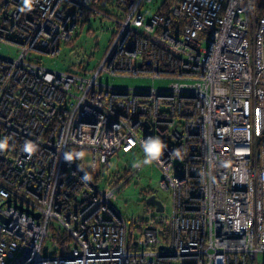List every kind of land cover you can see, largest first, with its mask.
<instances>
[{"label": "built area", "instance_id": "2783aa9c", "mask_svg": "<svg viewBox=\"0 0 264 264\" xmlns=\"http://www.w3.org/2000/svg\"><path fill=\"white\" fill-rule=\"evenodd\" d=\"M153 1L0 0V41L20 49L0 56V264H264V11L252 32L253 0ZM92 18L114 29L95 68L29 58ZM149 137L173 210L139 224L114 202L144 162L96 175Z\"/></svg>", "mask_w": 264, "mask_h": 264}, {"label": "rangeland", "instance_id": "374dc122", "mask_svg": "<svg viewBox=\"0 0 264 264\" xmlns=\"http://www.w3.org/2000/svg\"><path fill=\"white\" fill-rule=\"evenodd\" d=\"M261 3L264 0H253L251 2L252 26L251 31L254 32L257 20L262 14L264 8L260 13L255 9L256 2ZM160 3V0H154L150 7L154 10ZM113 22L99 19H91L85 22L77 29L71 41L62 43L60 52L57 55L51 56L45 53L33 51L29 54V58L40 61L49 69L54 70H78L79 66L87 70H91L97 66L101 60L105 50L107 49L113 33ZM92 31V33H90ZM20 53V49L14 45L0 41V56L14 58ZM100 81L107 85H112L120 88H146L151 86L164 87L168 83V79L153 80L148 77L137 76H111L103 74L100 76ZM143 153L140 149H133L130 152H119L115 154L111 160L102 167L96 175V179L101 182L102 179L111 177V182L119 180L128 168L136 162H143ZM87 165H88V156ZM109 175V176H108ZM162 172L159 167L152 162L143 164L138 175L129 183L115 199L116 208L122 212L129 221L147 220L153 216L156 220L169 215L173 210V199L170 191L160 184ZM154 194L164 204L163 211L148 212L149 206L146 203V198ZM152 214V215H151ZM141 220V221H140ZM136 221V223H139ZM134 223V222H131ZM135 223V228L138 225ZM139 223V224H140ZM47 245L51 242L47 240ZM264 258V254H260L258 259Z\"/></svg>", "mask_w": 264, "mask_h": 264}, {"label": "clouds", "instance_id": "9594fccd", "mask_svg": "<svg viewBox=\"0 0 264 264\" xmlns=\"http://www.w3.org/2000/svg\"><path fill=\"white\" fill-rule=\"evenodd\" d=\"M28 3V0H25V4ZM4 141H0V147L5 146ZM27 145L25 148L27 149ZM166 145L159 137H149L144 140L141 144V149L143 151V162L147 164L152 160L158 159L161 155H163L165 151Z\"/></svg>", "mask_w": 264, "mask_h": 264}, {"label": "water", "instance_id": "95a60500", "mask_svg": "<svg viewBox=\"0 0 264 264\" xmlns=\"http://www.w3.org/2000/svg\"><path fill=\"white\" fill-rule=\"evenodd\" d=\"M146 203L148 205L155 206L156 211H159L160 212V211H163L164 210V204H163V202L160 199H158L156 197V195H154V194H151V195H149L146 198ZM36 216H38V214H36Z\"/></svg>", "mask_w": 264, "mask_h": 264}, {"label": "trees", "instance_id": "16d2710c", "mask_svg": "<svg viewBox=\"0 0 264 264\" xmlns=\"http://www.w3.org/2000/svg\"><path fill=\"white\" fill-rule=\"evenodd\" d=\"M256 2V10L260 13V11H262V9L264 8V1H261V3H260V1L259 2H257V1H255ZM251 5L249 6V8H248V14H249V17H250V19H252V15H251ZM264 11V10H263ZM263 13V12H262ZM80 68H78V69H85V68H82V66H79ZM69 70H75V69H69Z\"/></svg>", "mask_w": 264, "mask_h": 264}]
</instances>
